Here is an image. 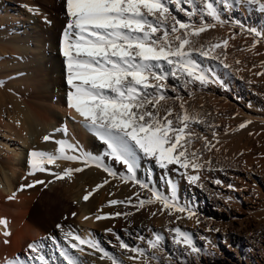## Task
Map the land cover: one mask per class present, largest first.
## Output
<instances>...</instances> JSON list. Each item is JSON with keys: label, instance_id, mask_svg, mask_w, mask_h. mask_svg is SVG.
Instances as JSON below:
<instances>
[{"label": "snow or ice", "instance_id": "obj_1", "mask_svg": "<svg viewBox=\"0 0 264 264\" xmlns=\"http://www.w3.org/2000/svg\"><path fill=\"white\" fill-rule=\"evenodd\" d=\"M220 4L225 11L237 6L264 14V0H220ZM65 6L67 22L61 35L60 51L65 61L69 88L67 107L74 113L73 121L81 123L98 138L105 146L104 155L122 165L126 174L117 173L102 158L83 151L78 144L68 139H55L56 132L68 135L65 125L43 137L45 142L54 141L57 145L55 151L33 149L29 152L28 176L47 172L53 177L47 182L51 184L55 180L71 179L75 173L95 166L112 178L119 176L122 182H133L151 192L150 197L140 198L135 203L132 198L124 201L110 200V206L123 204L138 212L147 205L159 203L162 205V213L167 211L170 216L186 214L188 219L196 217L193 208L179 202L173 181L168 180L170 193L165 194L138 180L137 162L147 159L160 169L175 171L186 177L189 184L200 187L203 186L198 184L201 171L205 168L212 170L211 159L204 160L203 153L192 147L195 140L201 138L194 131V126L203 125L205 121L199 113L189 111L183 97L178 94L168 95L169 91L176 92V87L168 81L170 78L183 81L184 87L212 82L209 75L212 70H206L201 61L220 60L221 55L226 59L229 39L235 38L233 35L223 40L201 42L202 34L217 25L228 23L222 17L221 8L217 7L216 0H65ZM28 10L34 13L38 11L35 8ZM235 24L242 31L254 35L251 48H255L264 37V33L254 28L244 29L239 21H235ZM220 62L225 68L230 67L223 60ZM257 75H264V72ZM170 100L179 101V111L174 103L169 104ZM249 123L251 121L241 123L239 128L243 129ZM202 139L207 151H218L207 137ZM58 161L78 162L80 166L65 167L60 172L53 171L49 165L59 168ZM107 183L109 180L105 179L97 184L92 192L84 195V201H88L93 192ZM215 183L222 182L215 180ZM37 184L47 187L44 180H33L27 185H21L18 191L33 188ZM228 187L234 188L233 185ZM135 195L139 197V193ZM16 197L17 193L13 192L7 199L12 201ZM131 215L132 212H116L97 215L95 219L127 218ZM182 218L176 217L177 220ZM84 219L90 217L85 216ZM0 225L5 229L3 243L8 245L11 243L8 237L12 235L8 219L0 218ZM57 227L62 228L61 225ZM213 230L219 231L209 229ZM106 231L113 230L109 228ZM168 231L173 233L174 244L191 253L201 251L191 233L180 227ZM139 239L145 238L140 236ZM164 239L160 233H153V238L147 239L148 247L153 250L150 259L156 258L155 253L162 250ZM65 240L68 248L77 252L84 253L86 248L100 251L103 253L102 258L108 257L112 264H123V261L105 252L93 238L82 237L69 230L65 232ZM46 247L43 240L30 242L24 257L19 254L5 257L4 264H55L53 258L44 251ZM120 247L136 253L129 257L133 260L147 255L144 249L131 247L123 241ZM68 248H57L64 264H82Z\"/></svg>", "mask_w": 264, "mask_h": 264}, {"label": "bare ground", "instance_id": "obj_2", "mask_svg": "<svg viewBox=\"0 0 264 264\" xmlns=\"http://www.w3.org/2000/svg\"><path fill=\"white\" fill-rule=\"evenodd\" d=\"M48 2V4H43L40 0H0V218L8 219L9 229L12 232L11 237H8L11 243L5 245L3 243L5 229L3 225H0V264H4L5 257L11 258L17 254L24 257L23 253L25 254L27 244L33 241L43 240L47 245L44 251L52 256L56 247L68 246L65 232L69 230L82 237L96 240L99 237L98 234H104V228L110 222L116 227L122 222L127 223L132 230L137 226L143 235L153 224L163 223V229L168 232L170 224L174 223L175 215L170 216L167 211L162 213L155 208L146 207L137 212L134 208L125 207L123 204L108 205L110 198L122 201L132 198L133 202L137 201L135 195L137 185L131 182L122 186L119 176L112 178L103 169L95 166L75 173L71 179L55 180L51 184L47 182L53 177L47 172L28 176L29 152L33 149L55 151L57 145L54 141L45 142L43 137L65 125L68 135L56 132L54 133L55 139H68L78 144L83 151L102 158L117 173L126 174L122 165L104 155L106 149L103 143L81 123L72 119L74 113L67 107L69 88L66 83L65 61L60 51L61 35L67 22L65 0H48ZM216 5L221 8L222 17L228 23L223 26L217 25L205 34L219 33L224 38L235 35L234 39L242 45H240L242 48L238 49V56L229 63L230 72L224 71L225 79H220L213 61L202 60L205 69L212 70L209 73L212 82L206 85L196 83L184 87L183 81L170 78L168 83L176 87V92L169 91L168 95H180L190 112L199 113L204 119L205 123L198 125L200 129H196L197 136L201 138L196 139L192 145L194 149H199L203 153L204 160L215 161L212 151L205 149L203 137H207L208 141L221 148L226 145L227 139L234 132L246 141L252 137L255 144L251 146L250 151L257 150V157L262 160L264 159V110L244 105L243 93L251 91L255 82L264 81V75H257V73L264 72V37L255 48H251L255 39L254 35L242 31L235 21H239L244 29L260 30L247 21L246 17H243L244 13L242 16L238 15L239 10H236V6L230 11H225L220 0H216ZM29 8H35L38 11L30 12ZM260 15L264 19V14ZM46 20L51 23H47ZM229 41L232 40L229 39ZM227 54L233 53L227 52ZM223 80H227V83ZM173 103L179 111V101H169V104ZM247 121L251 123L240 129L239 125ZM229 151L230 149L227 150V154ZM241 155L247 159L246 157H249L251 153ZM57 163L60 165L59 168L55 165H49V167L57 172L67 167L64 161ZM213 163L211 171L205 168L200 173L201 180L198 184H202V187L189 184L184 177L181 185L185 190L195 189L196 194L200 195L204 192V188L212 187L209 185L210 182L215 185L217 178L213 177L217 175V169ZM153 165L155 164L147 159L139 160L137 176L139 168L144 167L147 171ZM247 173V178H250L249 172ZM26 176L27 179H25ZM105 179H108L109 183L93 192L88 201H84V195L92 192L96 185ZM33 180H44L47 187L37 184L33 188L18 191L21 185H27ZM253 184L255 189L256 185ZM119 186L123 189L117 192L116 188ZM13 192L17 193V197L9 201L7 197ZM109 194L112 196L108 197ZM241 195L244 196L245 193ZM233 199L238 201L237 198ZM128 211H134L131 217H115L99 221L95 219L97 215ZM153 212L156 213L155 216L152 215ZM73 213L76 215L73 216ZM85 216L90 219L85 220ZM57 225H61L62 228H58ZM213 229H218L217 225ZM224 232L227 234V231ZM213 234L215 235L216 231L213 230ZM132 239L138 241L136 238ZM68 251L72 254L73 249L68 248ZM259 252L263 253L264 250ZM132 261L133 264H145L143 258ZM99 262L110 264L108 260L100 257L88 256L84 260L85 264H98Z\"/></svg>", "mask_w": 264, "mask_h": 264}, {"label": "rangeland", "instance_id": "obj_3", "mask_svg": "<svg viewBox=\"0 0 264 264\" xmlns=\"http://www.w3.org/2000/svg\"><path fill=\"white\" fill-rule=\"evenodd\" d=\"M40 2L43 4L49 3L48 0H40ZM236 10H239L237 12L240 16L244 13L243 17H246L247 21L252 23V25L264 33V19L261 17L259 12L247 10L242 7H237ZM180 16L183 17V14H180ZM217 34H213V32L205 34L202 36L201 42L207 43L212 39L214 41L225 39L219 33ZM221 37L223 38L221 39ZM231 40L232 41H229L230 45L227 48L228 50H226V56H229V58L228 56L226 58V64L228 65L233 62L236 56H238V49L242 46L238 40ZM232 43L235 44L236 48H234L235 46L234 44L232 45ZM232 48L234 49L230 51ZM227 52H231L233 54H227ZM230 55L233 58L230 57ZM226 59L223 55H221L220 60H223L225 63ZM220 60L212 61L216 66L215 70L218 77L220 79H225L224 71L226 73L230 72V67L225 68ZM202 65L205 67L204 64ZM223 82L227 83V80H223ZM257 82H255L256 85L254 84L252 86L251 91L243 93V103L250 108L264 110V81ZM198 128L200 129V126L195 125L194 131L196 132V129ZM234 134L232 135L233 137L231 135L229 136L225 146H222L221 148L216 146L218 151L214 149L211 152L215 159V161L213 160L215 163L212 162L213 166L217 169V175L213 178H217V180H220L222 183H215L214 185L210 182L209 185L212 187L210 189L204 188V192H201L200 195L196 194L195 189L192 191L185 190V188L181 185V181L184 177L175 171L166 172L156 165H153L152 167L150 166L147 171L144 170V167L138 169V180L148 183L150 187L165 194L170 193L168 179H171V181H173L176 185V194L179 202L181 204H187L188 207L195 210L197 216L192 219H188L186 214H175L174 223L170 224V228L180 227L182 230L191 233L196 246L201 250L199 253H191L189 250L174 244L172 240L173 233L169 231L166 232V230L163 229V223L159 225L153 224L143 235L137 226L133 227L132 230L131 226L127 223L122 222L121 225L116 227L110 222L106 228H104L105 236L100 233L98 234L99 237L96 238L100 247L110 256H114L123 261V264H133V259H130L129 257L135 256L136 253L122 249L120 247L121 241L127 243L131 247L144 249L147 253V255L143 257L145 264H264V252H259L264 250V159L261 160V158L259 159L257 157V150H255L256 152L250 151L251 146L255 144V140L252 137L246 141L240 138L237 133L234 132ZM228 145H230L229 148H225L228 147ZM228 149H230L228 152L229 154H227ZM249 152L252 156L249 155ZM242 153L246 155L248 154L249 157L247 156V159H245V157L243 158L241 155ZM255 158L258 159L256 160ZM64 162H66L65 164L67 167H78L80 165L78 162ZM247 172H249L250 178H247ZM244 177L247 180H245ZM120 182V184L124 186L123 184H125V182H122L121 180ZM128 183L130 184L131 182ZM253 183L256 185L255 189ZM136 185V193H139V197L136 196V200L151 196V192L147 189H141L138 184ZM228 185H233L234 188H229ZM122 186H119L120 188H116V191H121ZM241 193H245V195L242 196ZM111 196L112 195L109 194L108 197ZM233 198H237L239 202ZM110 200L113 199H108V202ZM107 204L109 205V203ZM146 207L160 210L162 205L156 203L147 205ZM146 207L144 209H146ZM132 213H134V211ZM177 216H183V218L177 220ZM197 218L200 221L199 223H197ZM215 225H217L219 231H216V234L214 235L213 231H209V229H213ZM109 228L113 231H106ZM224 231H227V234ZM153 233H160L165 239L162 250L155 253L156 258L150 259L153 255V250L148 247L146 241L147 239L153 238ZM140 236H143L145 239H139ZM117 237H119V239H117ZM132 238H136L138 241H134ZM65 247L68 248L66 245ZM57 248L58 247L55 248V252L51 257L55 261V264H64L63 259L58 255ZM253 248L255 251L254 254V251H252ZM71 252L82 261V264H85L84 260L88 256H93L95 258H102L103 256L102 252L87 248L84 253L77 252L74 249ZM23 256H25L24 253ZM102 259L108 260L109 263L112 264L111 259L108 257H104ZM98 264H100V262Z\"/></svg>", "mask_w": 264, "mask_h": 264}]
</instances>
